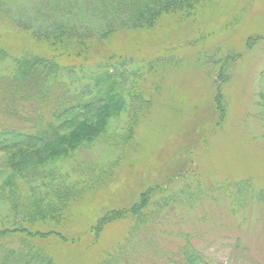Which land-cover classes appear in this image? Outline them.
Listing matches in <instances>:
<instances>
[{"label":"rangeland","instance_id":"obj_1","mask_svg":"<svg viewBox=\"0 0 264 264\" xmlns=\"http://www.w3.org/2000/svg\"><path fill=\"white\" fill-rule=\"evenodd\" d=\"M179 20L167 15L151 28L114 33L101 49L143 60L168 61L171 54L179 57L172 60L180 66L164 64L152 76L160 81L153 106L138 121L114 171L107 167L113 166L108 159L116 155L114 150L98 145L80 152L109 175L70 203L62 229L67 240L48 247L56 264H99L103 253L120 248L129 219L108 223L92 247L87 231L103 213L128 209L148 190L152 191L148 206L156 205L153 199L160 195L177 199L174 209L166 211L183 220L175 234L181 229L194 233V245L215 256L212 264H264V122L259 104L264 99V0H207L192 19ZM0 40L15 53L28 47L38 54L49 49L1 17ZM206 54L222 63L233 60V67L226 65L222 73L229 78L219 74L211 58L199 60ZM94 56L90 63L99 58ZM56 59L63 64L81 60L66 53ZM145 84L151 87L150 82ZM218 89L225 102L222 118L215 104ZM6 154L0 152V172L9 167ZM158 227L143 233L150 234L151 249L175 251L182 240L171 238L174 232L168 231L155 236L163 230ZM129 243L128 248H135L134 241ZM121 251L126 253V248ZM131 260L162 264L147 253Z\"/></svg>","mask_w":264,"mask_h":264},{"label":"trees","instance_id":"obj_2","mask_svg":"<svg viewBox=\"0 0 264 264\" xmlns=\"http://www.w3.org/2000/svg\"><path fill=\"white\" fill-rule=\"evenodd\" d=\"M206 1L0 0L1 18L27 38L49 47L44 49L49 55L32 53L29 47L15 53L0 40V152L9 155V167L0 172V264H56L48 247L67 240L62 229L70 203L109 175L100 172L98 163L87 161L80 152L98 145L114 150L116 155L108 159L113 166H107L108 171H114L138 121L153 106L160 81L152 76L164 64L180 66L172 60L179 57L167 52L168 61L102 51L110 36L151 28L167 15L179 21L192 19ZM63 53L81 60L63 64L56 59ZM94 55L99 58L90 63ZM213 55L198 57L211 58L213 64H218L219 74L225 72L226 65L227 69L233 65V60L222 63ZM224 76L229 78L228 73ZM218 90L215 104L222 118L225 102ZM259 102L263 112L260 120L264 122V99ZM262 128L264 138V125ZM151 192H142L139 201L128 209L103 213L89 227L92 247L108 223L130 220L120 248L103 253L99 264H134L131 257L146 253L162 264H212L215 256L194 245V233L181 229V234H175L174 228L182 226L183 220L174 219L166 211L174 209L177 199L160 195L153 199L156 205L148 206ZM156 225L163 230L155 236L168 231L170 235L174 232L171 238L182 240L175 251L151 249L147 239L150 234L143 233ZM137 235L142 239L137 237L136 241ZM130 241L136 243L132 245L135 248H128ZM122 247L126 253H122Z\"/></svg>","mask_w":264,"mask_h":264}]
</instances>
